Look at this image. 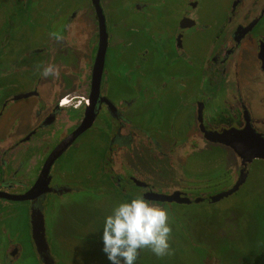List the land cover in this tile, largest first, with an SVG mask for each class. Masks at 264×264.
<instances>
[{
    "label": "flooded vegetation",
    "instance_id": "af4514ba",
    "mask_svg": "<svg viewBox=\"0 0 264 264\" xmlns=\"http://www.w3.org/2000/svg\"><path fill=\"white\" fill-rule=\"evenodd\" d=\"M98 1L99 8L94 0L89 1L97 22V31L91 36L73 24L86 10V5L74 6L76 14H69L65 30L61 31L59 27L65 21L60 16L62 8L59 4L56 12L47 14L53 31L40 46L37 43L43 40L41 35L33 37L39 40L29 42L23 53L24 57L30 54L31 59L13 68L12 63L7 62V56L6 60L5 56L0 57V118L14 103L35 100L31 111L25 109V113H18L12 120L13 124L22 115L33 113L32 125L25 123L19 130L18 119L10 133H0V264H14L22 255L15 231L22 225L17 224L18 220L24 222V214L29 222L25 226L31 232L24 240L33 243L35 250L38 248L33 237L34 221L43 229L45 244L41 251H37L42 264H69L73 260L67 258L62 244L64 239L56 236L55 230L58 222L65 221L68 212L73 214L69 210L73 201L81 204L80 209L84 211L91 207L100 209V200L108 203L115 191L126 199L144 196L151 204L165 208L174 204H216L234 194L249 193L244 186L253 174L254 162H264V159L256 158L245 164L235 149L213 141L217 136L235 135L239 131H255L264 138V95L256 100L260 107L256 110L253 93L249 89L243 90L264 85V0H233L225 21L220 23L218 16L212 50L197 60L189 57L185 47L186 34L192 32L193 35L191 29L198 33L206 31L200 26V17L192 13L197 0H185L179 29L171 38H158L157 31L156 35L151 33L154 30L153 17L159 26V14H168L172 10L169 0H143L133 6V11L139 13L140 30L132 26V22L126 23L124 17L128 12L124 5L114 14L111 12L112 0L110 4L108 0ZM18 2L25 8L27 5L36 6L34 0ZM121 11H125L122 12L124 17L118 16ZM101 16L106 31L103 42ZM118 18L121 21L119 29L114 25ZM148 18L151 24L146 21ZM11 26L15 24L11 22ZM12 29H8L6 43L10 42ZM23 29L22 22L19 31ZM45 29L47 31V25ZM207 38L211 39V36ZM88 40L92 45L91 52L94 51L93 63L90 69H86L88 77L76 84L73 71L76 53ZM103 44L106 49L102 74L95 82L94 72L97 64H101L98 57ZM244 45L252 51L248 58L251 62L254 60L258 74L249 71L239 78V60L244 54ZM156 47L166 51L171 58L153 67L151 56ZM48 65L58 69L59 75L43 77L41 72ZM190 66V70L187 69ZM152 67L155 70L149 72L148 68ZM11 70L17 71L20 80L28 83L25 90L10 92L4 77ZM146 70L152 85L140 87L138 76L143 78ZM195 71L199 77L202 74L203 84L199 86L201 91L191 97L194 86L191 78ZM131 72L136 75L130 78ZM206 83L215 89L210 90ZM167 107L174 118H184L180 126L172 124L173 118H170L168 126L158 128L155 119L149 117H156ZM93 129L108 140L105 185L99 184V180L93 182L94 174L83 164L84 156H89L94 147L88 136ZM212 144L232 150L237 163L228 164L212 153L211 161L216 170L206 173L201 169L200 174H191L185 162H189L193 155L201 156L202 160L211 151ZM259 149L264 152V144ZM150 159L155 161L150 163ZM159 160H168L170 168H178V160L183 174L190 180L181 181L171 175L169 184L154 181L150 172L144 170L147 167L157 171L161 168H156L155 163ZM89 221L94 227L101 225L93 216ZM63 230H68L65 224ZM88 231L85 237L77 235L76 231V242L80 245L77 240L87 241L89 246L101 247V242L96 240L98 235ZM73 234L68 230L66 240L74 241ZM84 260L86 264L91 257Z\"/></svg>",
    "mask_w": 264,
    "mask_h": 264
},
{
    "label": "rangeland",
    "instance_id": "374dc122",
    "mask_svg": "<svg viewBox=\"0 0 264 264\" xmlns=\"http://www.w3.org/2000/svg\"><path fill=\"white\" fill-rule=\"evenodd\" d=\"M89 1L90 0H34L36 6L32 7L27 5L25 8L18 0H0V57L2 58L5 56L6 60L7 56V62H10V64L12 63L13 68L24 63L27 59H31L32 56L30 54L24 57L23 53L26 52L29 42L34 40L36 43L39 40L33 39V37L38 38L41 35L40 37L43 40H39L37 43V45L40 46L43 44L47 34L53 31L51 24L48 23L49 17H47V14L56 12L59 4H61L62 8L60 16L61 18L64 17L65 21L59 27L61 31L65 30L69 14L73 12L76 14V10L74 11L76 7L74 6L78 4L82 6L86 5V10L82 12L73 24L77 26L80 31H86L89 36H91L93 32L97 31V22L94 9L89 8ZM140 1L143 0H112V2L108 0L109 4L111 2L112 5L111 12L114 14L117 13L121 5H124V9L128 12L127 16L124 17L123 13H125V11L118 12V16L124 17L127 21L126 23L132 22V26L139 30L141 28V25L137 22L139 13L133 11V6ZM232 1L233 0H197V7H193L192 13L200 17V26L204 27L206 31L198 33L194 32L195 29H191L193 35L191 34L192 32L186 34L185 47L189 57H193V59L197 60V58H201L205 53L212 50L211 46L215 40L218 28V16H220V23L225 21L229 14V9L232 6ZM168 2L172 10H169L168 14L165 12L159 14L161 15V23H159V26H157L153 17L152 26L154 30L153 32L151 31V33L156 35L155 31H157L159 33L157 36L158 38L161 36L163 38H171L178 31V24L182 14L181 10L186 1L169 0ZM108 13H110L109 10ZM165 15H171V17ZM146 21H149L148 24H151L149 18ZM11 22L14 23L15 26H11ZM22 22L24 23V29L19 31ZM120 23L121 21L118 18V20L114 22V25H117L119 29ZM46 25L48 26L47 31L45 29ZM13 27H15L14 30L12 29ZM9 28L13 31L10 35V42L6 43L5 40L7 38L6 36H8ZM208 36H211V39L209 38L210 40L207 38ZM246 47L247 45L243 46L242 51L244 54L239 60V78H241V76L243 78V74H248L249 71H252V73L256 75L258 74L254 60L251 62L248 58V54H251V50L248 48L246 49ZM91 50L92 45L88 40L81 51L76 53V65L73 70L76 73V84L88 77L86 69L87 67L90 69L91 63H93L94 51L91 52ZM170 58L171 55L166 53V51L159 50L156 47L153 51V56H151L153 67L157 65L158 62L161 63L163 60H168ZM153 67L148 68V71L152 72L155 70ZM190 68L191 66L189 68L187 67L189 70ZM195 72V76L192 78L191 76L188 77V79L191 78V82L193 79L192 83L194 85L190 93L191 97L199 92V86L203 84L201 82L202 74L199 77L197 71ZM135 75V72H131L130 78ZM149 75L150 74H147L146 70V74L143 78L138 76L139 80L137 82L140 87L142 85H152V82L149 81L151 78ZM165 80L168 81L169 79L166 78ZM4 83L9 85L8 88L11 93L21 92L25 90L28 85L27 82L20 80V74L15 70H11L10 74L4 77ZM206 84L210 90L215 89V87H211V84ZM117 88L119 89V87ZM154 89L153 86V90ZM248 89L251 90L254 96V108L260 110V107L256 104V100H260V97L262 98L264 95V85L243 88V90ZM149 90H151V87H149ZM146 95L147 94H145V96ZM213 102H216V100L212 101V103ZM34 104L35 100L32 99L14 103L9 111L0 118V133H10L13 124L18 122V119H20V126H18L19 130L25 126V123L28 126L32 125L33 113L22 115V117L13 121V124L12 120L18 113H25V109L31 111L30 107H33ZM162 111L156 117L155 115L149 116L155 119V124L158 128L164 129L166 125L168 126L170 118H173L172 124L177 123L179 126L182 124L181 121H183L184 118L181 116L174 118V114L169 107L163 108ZM88 136L93 141L94 147L90 150L89 156H84L83 164L87 166L88 171H92L90 172L91 174H94V178L92 179L93 182L97 183L99 180V184L105 185L107 179L105 180L104 172L106 156L109 151V146L107 144L108 140L102 133L94 129ZM210 149L211 151H209L208 155L203 157L202 160L201 156L193 155L189 162L184 161L191 174H200L201 169H204L206 173H213L216 167L213 165L214 162L211 161L212 153L214 156L217 155L219 157L218 159L221 158L228 164L237 163L234 152L229 148L212 144L210 145ZM183 157L185 158L186 156L183 155ZM64 158H62V160ZM66 159L67 158H65V160ZM154 161L155 160L152 159L149 160L150 163ZM176 163L178 164V168L172 167V169L168 167V160H159L155 163L156 168L161 167L158 168L157 171L153 169L150 170L147 167L144 171L150 172L154 181L156 180L164 184L166 182L167 184L170 183L169 179L171 175L180 178L181 181L190 180L189 176L183 174L182 168L179 167L178 160ZM254 163L253 174L244 186V188H248L249 193L244 194L240 192L239 194L237 193L222 199L216 204H210L208 202L203 204H192L191 206L174 204V206L168 207L169 223L172 228L169 241L171 249L170 254L163 257H156L146 248L139 253L136 264H242L244 261L253 260L258 254L264 252V162L255 161ZM204 184H206V182ZM95 186H97V184ZM118 193L113 191V195L107 200L108 203L100 200V209L91 207L87 209V211H84L80 209L81 204H76V201H73L69 205V210H71L73 214L68 212L65 221L62 224L58 222L55 230V235L64 239L62 244L67 252V258L74 261H71V263L69 262V264H85L84 259L89 256L91 257V261L86 262V264H109L105 254L101 250L102 245L101 247H96L92 244V247L91 245L89 246L90 242H80L77 240L80 243L79 245L76 242V231H78L77 235L80 234L85 237L87 235L86 232L90 230L91 233L98 235V237H96L98 239L96 240L101 242L100 231L98 230L100 226L97 225L94 227L89 221L90 217L93 216L102 224L104 216L107 215L117 203L127 200L123 195H119ZM22 217L24 222L18 220L17 224L22 223L24 227L22 225L19 227L16 225L18 228L15 231L16 239H20L19 243L21 244L22 255L14 264H42L37 252L38 249L35 250L33 243L30 244L28 243L29 241L26 242L24 240L25 235H29L31 232L29 227L25 226V223H29L27 215L24 214ZM7 218L8 217H6V219ZM64 224L68 230L73 231V235L75 236L74 241L66 240L65 237L68 230L64 232ZM22 229L23 232L20 235ZM61 264L63 263L61 262Z\"/></svg>",
    "mask_w": 264,
    "mask_h": 264
},
{
    "label": "clouds",
    "instance_id": "9594fccd",
    "mask_svg": "<svg viewBox=\"0 0 264 264\" xmlns=\"http://www.w3.org/2000/svg\"><path fill=\"white\" fill-rule=\"evenodd\" d=\"M41 75L58 76L59 72L48 65ZM98 230L101 250L109 264H136L139 253L146 248L156 257L171 252L169 211L141 195L117 203L104 216Z\"/></svg>",
    "mask_w": 264,
    "mask_h": 264
},
{
    "label": "water",
    "instance_id": "95a60500",
    "mask_svg": "<svg viewBox=\"0 0 264 264\" xmlns=\"http://www.w3.org/2000/svg\"><path fill=\"white\" fill-rule=\"evenodd\" d=\"M94 3L99 8V1L94 0ZM99 13H100V11H99ZM101 32H102V37H103L102 42H103V40H105V38H106L104 35V33H106V31H105V25L103 23V17L102 16H101ZM105 49H106V45H104V44L101 45L102 51L98 57V60L100 61L101 64L100 65L97 64L96 70L94 72L95 82H96V80H97V82L100 80V76L102 74V69H103L102 65L104 64L103 59H104ZM96 77H97V79H96ZM88 121H90V120H88ZM216 138L217 139H215L213 141L223 143V144L230 146L233 149H235V151L237 153H239V155L244 159L245 164L247 162H250V161L256 159V158L257 159L258 158L264 159V152H262L259 149V147H262V145L264 144V138H262L261 135H257L255 133V131H253V133L247 132V131H239L235 135H232L230 133H226L224 136L220 135V136H217ZM70 141L72 142V139H70ZM68 144H69V142H68ZM61 147H63V146H61ZM243 181L244 180L240 181L234 190L238 189L239 185ZM225 195H228V194H225ZM225 195H223V196H225ZM33 237H34L36 246L38 248V251H41L40 249H42V247H44L43 244H45L44 234H43L42 227H39V225L35 221H34V225H33Z\"/></svg>",
    "mask_w": 264,
    "mask_h": 264
},
{
    "label": "trees",
    "instance_id": "16d2710c",
    "mask_svg": "<svg viewBox=\"0 0 264 264\" xmlns=\"http://www.w3.org/2000/svg\"><path fill=\"white\" fill-rule=\"evenodd\" d=\"M242 264H264V252L258 254L251 261H244Z\"/></svg>",
    "mask_w": 264,
    "mask_h": 264
}]
</instances>
